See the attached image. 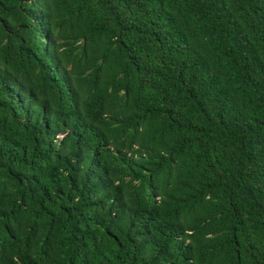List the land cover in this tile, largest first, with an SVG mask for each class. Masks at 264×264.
Instances as JSON below:
<instances>
[{"label": "trees", "instance_id": "1", "mask_svg": "<svg viewBox=\"0 0 264 264\" xmlns=\"http://www.w3.org/2000/svg\"><path fill=\"white\" fill-rule=\"evenodd\" d=\"M0 264H264V0H0Z\"/></svg>", "mask_w": 264, "mask_h": 264}]
</instances>
